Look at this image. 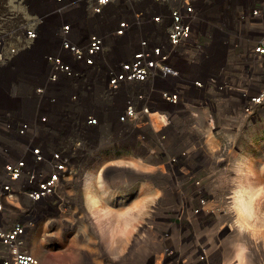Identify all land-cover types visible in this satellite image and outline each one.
<instances>
[{
	"label": "built area",
	"instance_id": "2783aa9c",
	"mask_svg": "<svg viewBox=\"0 0 264 264\" xmlns=\"http://www.w3.org/2000/svg\"><path fill=\"white\" fill-rule=\"evenodd\" d=\"M260 108L264 0H0V264H41L34 231L102 150L202 172L209 134ZM181 243L178 264L221 247Z\"/></svg>",
	"mask_w": 264,
	"mask_h": 264
},
{
	"label": "rangeland",
	"instance_id": "374dc122",
	"mask_svg": "<svg viewBox=\"0 0 264 264\" xmlns=\"http://www.w3.org/2000/svg\"><path fill=\"white\" fill-rule=\"evenodd\" d=\"M30 63L19 79L28 77ZM209 135L202 172L163 170L157 165L162 159L133 163L125 152L108 156L102 150L79 184L60 191L56 221L39 222L34 253L43 256L42 264H178L187 253L181 242L188 239L220 243L214 264H264V108ZM242 181L250 215L240 222L234 195ZM201 200L208 228L186 216ZM163 232L174 249L168 256Z\"/></svg>",
	"mask_w": 264,
	"mask_h": 264
},
{
	"label": "bare ground",
	"instance_id": "6f19581e",
	"mask_svg": "<svg viewBox=\"0 0 264 264\" xmlns=\"http://www.w3.org/2000/svg\"><path fill=\"white\" fill-rule=\"evenodd\" d=\"M88 184H89V181H87V184H86L87 186H85V188H86V192H85L86 195H89V190H88L89 186H88ZM192 188L195 189L196 191L199 190V188L198 187H195V186H192ZM245 188H246V185L242 181V187L240 188V192H238V193H236L234 195V204H235V206L237 208V211H238V214H239V217H240L239 220H241L240 222L245 221L247 215L250 213V208H249L250 206H248V203L246 202V198H245ZM199 194H200V192H196L195 193V196H197ZM199 196H200L199 199H204L201 195H199ZM205 205H206V201H204L203 203H201L200 201H198L196 203V207L199 209V211L195 214V217L193 216L194 217V219H192L193 222H195V220L197 221L198 219H201L202 217H204L208 213V210L206 209V206ZM34 247L36 248L37 245L34 246V242H32V251L34 250ZM38 256H39L38 258L40 259V262L43 261V256L42 255H38ZM41 264H42V262H41Z\"/></svg>",
	"mask_w": 264,
	"mask_h": 264
},
{
	"label": "crops",
	"instance_id": "0c3cea01",
	"mask_svg": "<svg viewBox=\"0 0 264 264\" xmlns=\"http://www.w3.org/2000/svg\"><path fill=\"white\" fill-rule=\"evenodd\" d=\"M209 141H211V139H209ZM42 262V261H41Z\"/></svg>",
	"mask_w": 264,
	"mask_h": 264
}]
</instances>
